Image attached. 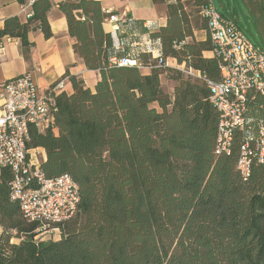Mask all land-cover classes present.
Masks as SVG:
<instances>
[{
  "label": "trees",
  "instance_id": "1",
  "mask_svg": "<svg viewBox=\"0 0 264 264\" xmlns=\"http://www.w3.org/2000/svg\"><path fill=\"white\" fill-rule=\"evenodd\" d=\"M217 1L220 15L264 55V0ZM206 3L175 0L165 6L164 27L141 28L151 47L157 43L156 59L131 48L130 19L115 46L106 23L112 14L99 2L58 4L76 59L99 78L92 90L67 72L57 80L67 78L72 92L54 96L53 129L39 134L29 128L26 158L47 179L69 176L80 200L74 215L55 226L58 239H36L39 225L10 200L13 176L0 168V264H264V164H252L249 177H240L242 134L234 136L229 156L214 154L218 114L208 84H217L220 72L208 56L209 38L193 37L205 27L197 13ZM51 6L35 0L25 22L5 19L0 41L18 40L25 55L29 33L39 30L49 39ZM129 59L136 64L116 63ZM159 59L184 64L200 79L159 68ZM161 76L172 91L162 88ZM257 97L264 98L251 94L246 115ZM38 149L45 158L37 161Z\"/></svg>",
  "mask_w": 264,
  "mask_h": 264
},
{
  "label": "built area",
  "instance_id": "2",
  "mask_svg": "<svg viewBox=\"0 0 264 264\" xmlns=\"http://www.w3.org/2000/svg\"><path fill=\"white\" fill-rule=\"evenodd\" d=\"M199 15L206 22L211 55L220 72V81L208 84L209 102L218 114L214 154L229 156L234 136L242 134L236 170L246 180L252 164H264V118L252 135L246 117L250 95L264 96V55L232 21L220 15L210 0L199 8ZM127 21L128 18L113 14L106 20L115 46H118L116 34ZM154 46L146 50L156 59L157 43ZM173 62V68L184 76L200 79L199 72ZM116 63L136 64L130 59ZM163 66H169L168 60L163 63L159 59L157 67ZM63 83V80L56 82L41 93L31 75L24 73L0 86V168H8L13 176L9 183L10 200L18 205L25 220L39 225L36 239L58 236L55 226L74 215L80 200L78 186L69 176L47 179L26 158L29 128L39 134L53 129L54 96L63 90Z\"/></svg>",
  "mask_w": 264,
  "mask_h": 264
},
{
  "label": "crops",
  "instance_id": "3",
  "mask_svg": "<svg viewBox=\"0 0 264 264\" xmlns=\"http://www.w3.org/2000/svg\"><path fill=\"white\" fill-rule=\"evenodd\" d=\"M33 1L35 0H24V5H20L17 0H0V27L3 21L10 17H17L20 22H25ZM62 1L50 0L52 6L47 13V21L52 36L45 39L39 30L29 33L28 40L32 43V47L25 55L18 40L4 38L0 41V86L12 78L29 73L39 91L43 93L67 72L71 76L81 78L87 88L91 90L94 88L99 78L98 74L87 71L73 53L74 40L69 37L65 17L58 9V4ZM95 1L99 2L104 13L126 17L133 22L131 48L134 51L143 50V45L149 43L148 35L142 32L141 28H147L149 32H153L164 27L166 25L165 6L175 2V0H162L157 3L154 0ZM180 1L190 3L192 0ZM200 7H198L197 16L203 20L199 15ZM204 26V29H194L193 37L196 41H204L208 38L205 21ZM208 56L212 57L211 53ZM173 61L168 59L170 67L175 65ZM161 78L162 76L160 81ZM63 81V90L70 94L72 89L68 79ZM168 91H172V85ZM246 117L247 120L248 118L254 120L255 123L248 126L250 134L255 135L259 129L258 122L264 118V98L257 97L256 103L250 105ZM34 153L39 160L45 158L41 149ZM36 160L38 161L37 158ZM1 234L0 228V236Z\"/></svg>",
  "mask_w": 264,
  "mask_h": 264
},
{
  "label": "rangeland",
  "instance_id": "4",
  "mask_svg": "<svg viewBox=\"0 0 264 264\" xmlns=\"http://www.w3.org/2000/svg\"><path fill=\"white\" fill-rule=\"evenodd\" d=\"M211 2L214 4L215 8H216L218 11H220V12L222 11L221 8H220V5H219V3H218L217 0H211ZM249 37H250V40H251L252 42H255V39H254L253 37H251V36H249ZM146 48H150V46L148 45V43H146V44L143 45V49H146ZM161 85H162V88H163L165 91L170 90V85H171V83H170L169 81H167V79L165 78V76H162V78H161ZM36 158L39 160L38 156H36ZM54 239H58V236H57V235L54 236L53 240H54Z\"/></svg>",
  "mask_w": 264,
  "mask_h": 264
}]
</instances>
